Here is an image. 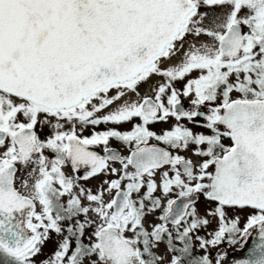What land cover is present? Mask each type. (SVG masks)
Returning <instances> with one entry per match:
<instances>
[{"label":"snow or ice","instance_id":"6c2138e0","mask_svg":"<svg viewBox=\"0 0 264 264\" xmlns=\"http://www.w3.org/2000/svg\"><path fill=\"white\" fill-rule=\"evenodd\" d=\"M202 7L223 11L209 20ZM177 54L179 63L161 67ZM152 75L163 79L153 95L97 115ZM176 81H184L182 88ZM181 97L190 98V110ZM134 117L141 123L127 132L82 137L76 131ZM170 117L177 123L160 135L147 127ZM110 138L132 146L130 153L108 148ZM150 139L178 151L194 145L192 155L202 159L194 164ZM99 144L104 155L90 150ZM66 164L85 174L66 175ZM166 165L173 175L164 171L158 186L152 177ZM20 171L26 176L18 177ZM109 171L118 178L95 193L78 183ZM158 187L165 195L178 189L177 199L167 201L149 231L143 219L161 207L153 197ZM197 194L215 203L208 215L220 222L212 239L196 236L199 247L226 234L236 242L258 226L259 256L243 264H264V0H0L2 264H37L52 233L57 247L41 264H211L192 252L191 234L208 223L197 215ZM225 206L253 209L244 229L238 218L225 225ZM161 242L166 250L157 255Z\"/></svg>","mask_w":264,"mask_h":264},{"label":"flooded vegetation","instance_id":"af4514ba","mask_svg":"<svg viewBox=\"0 0 264 264\" xmlns=\"http://www.w3.org/2000/svg\"><path fill=\"white\" fill-rule=\"evenodd\" d=\"M200 11L201 12H208L210 14L208 19L210 20L212 18L213 13L219 14L223 10L221 8H218V7L217 8H211V9L202 7L200 9ZM205 23H208V20H206ZM200 39L202 42L206 40L205 37H201ZM161 67L164 68V67H167V65H161ZM196 75H197V73H192L189 78L195 77ZM147 81H149L151 84H157V85H159L160 83H163V79L159 75H152ZM183 83H184V81H176L175 86L178 89H180V88H182ZM145 95L151 96V95H153V93L148 92V93H144V94H138V95H136V98L134 100L130 99L129 102L136 101ZM238 95H239L238 93H235V92L232 93L233 98H236ZM181 101H182V106L186 110H190V108H191L190 98L181 97ZM165 102H166V98H165ZM217 102H219V101H217ZM200 111H206V106H201ZM97 115L103 116L105 114H103V115L97 114ZM198 119H200V118H198ZM139 123H141L140 119L138 117H134V118H132V120L127 121V122H123L120 124L101 123V124L95 125V126L86 125L83 127L77 125L76 131H77V134L81 135L82 137H90L94 132H101V131H106V130H110V129H114V130H117L120 132L131 131L133 126L135 124H139ZM176 123L177 122L175 121V119L170 117L166 122L150 123L149 125H147V127L149 128L150 131H153L157 135H160L163 133V131L170 130L171 127ZM179 123L183 124L184 126H186L188 128H191L193 132H196V133L204 132L206 134L208 133V130L206 128L198 126L196 123H190L187 120H181ZM201 123H203L202 120H201ZM68 127H70V126L69 125L65 126L66 130ZM38 131H39V129H38ZM48 132H49V129L45 128L40 133L41 138L43 139L48 134ZM223 142L225 144H230V141L227 139H225ZM149 144L155 145L157 147L165 148L166 150L172 152L174 155L179 154L181 156H184L186 159H191L194 164H198L200 162V160L202 159L200 157H196V156L192 155V148L195 147L194 145L190 146L189 149H187V150L178 151V150H174V149L169 148L167 145H165V144H163V143H161L155 139H150ZM104 147L105 146L103 144L94 145V146L90 147V150L95 151L100 155H104L105 154L104 153ZM108 148L119 153L122 156H127L130 153L132 146H130V145H128L122 141H119L115 138H110V140L108 142ZM45 154L48 155L50 159L53 157V154L51 152H46ZM109 163H110V167H115L117 169H119L121 167L119 162H109ZM17 167L19 168L20 166L18 165ZM29 170H30V168H29ZM129 170L132 171L133 169L130 168ZM209 170L211 171L212 169H209ZM63 171L65 172L66 175L78 177V176H83L85 174L86 169L84 167H81L78 172H73L70 164H66L63 168ZM164 171H168L170 176L173 175V173L170 170V166H167V165L161 169L156 170V173L152 178L157 183L158 186L161 182V176H162V173ZM17 176L18 177L26 176V171L18 172ZM117 178H118V176L112 175L109 171V172L100 173L94 177L87 179V180L80 179L78 181V183L82 187H84L85 189H91L95 193L94 187H88L89 186V185H87L88 182H90V181H103V182H105L106 180L110 181L112 179H117ZM145 180H147V177H145ZM126 183H127V181H122L121 187H123V185ZM17 187L18 188L20 187L19 180L17 181ZM145 191H146V187L142 188L139 194L134 193L133 198L138 199L140 196H143ZM177 192H178V189L174 188L169 194L165 195L158 187L157 190L153 193L154 198L160 199L161 207L159 209H157L155 212L149 213L144 217L143 224L147 230L151 231V228L154 224L160 223L159 216L162 215L163 208L167 205V201L169 199H177ZM114 195H115V192L113 191L111 193V195H108V200H110ZM66 199H67V197L62 198V202L66 201ZM148 203H149L148 201H145L146 205H148ZM178 203H179V200H178ZM215 206L216 205L214 202L208 201L203 197V195L197 194L196 203H195L197 215L201 218H206L208 220V223L206 225L199 227L197 230H195L191 234L193 254L196 256L207 255L209 260L211 261V264H217V261H219V264H243V262L245 260H251V259L257 258L259 256V252H260V250L257 248V245L261 242L260 237H259L258 226L254 227L252 229H249L247 236L241 237L240 235H236L234 237L236 242H230V238L226 234L225 237L216 245H208L206 249H201L199 247V242L196 240V236H200L204 239H212V234L216 230H218V228L220 226V222L216 216L208 215V210L214 209ZM36 211L37 212L40 211V206L38 204L36 207ZM224 213H225L224 221H225L226 226L229 224L230 221L236 220L238 218L237 227L239 229H244V227L246 225L247 217L253 213V209H251L249 207L240 208V207L225 206ZM80 219H83V217H81ZM65 223H67V222H65ZM169 227L171 228L170 225H169ZM125 235L128 237H132L133 234L131 232H127V233H125ZM87 236L88 235L86 232L85 233V240H84L85 243H87ZM58 239H59V237H57L55 233H52V238L46 244H54L55 245L56 240H58ZM165 240H166V238H165ZM72 243L74 246L75 241L73 240ZM165 250H166L165 242H161L156 248L153 249V251L157 255H163L165 253ZM52 254H50V256ZM41 262L37 263V264H41ZM0 264H2V262H0Z\"/></svg>","mask_w":264,"mask_h":264},{"label":"rangeland","instance_id":"374dc122","mask_svg":"<svg viewBox=\"0 0 264 264\" xmlns=\"http://www.w3.org/2000/svg\"><path fill=\"white\" fill-rule=\"evenodd\" d=\"M189 42L192 41V37L189 36L188 37ZM181 59V56L179 54H177L176 56L166 60L162 65H167V67L169 66H173L176 63H179ZM156 86H158L157 84H151L149 81L147 82H142L138 85L136 92H128L126 93V95L118 102L114 103L113 105L103 109L101 112L97 113L99 115H103L106 114L110 111H113L116 107H118L119 104L127 101L129 102L130 99L134 100L136 98V95L138 94H144V93H148V92H152V89L155 88ZM110 95L115 94V90H111V92L109 93ZM89 185L88 187H94L95 192H97L98 190H100L101 188H107V185L103 182V181H90L88 182ZM112 192H105L104 193V199L105 201H108V195H111ZM84 203H87V201H84ZM81 218V217H80ZM94 218V217H93ZM93 230L92 227H89L87 229V235L89 233H91V231ZM57 245L55 244H45L42 248L41 254L38 255L35 260L37 263H40L41 261L47 260L50 257V254H52L54 252V250L56 249Z\"/></svg>","mask_w":264,"mask_h":264}]
</instances>
